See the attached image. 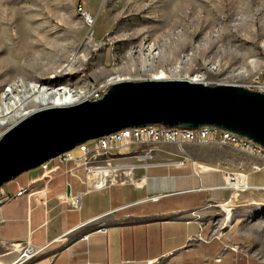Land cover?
I'll return each instance as SVG.
<instances>
[{
	"label": "rangeland",
	"instance_id": "obj_1",
	"mask_svg": "<svg viewBox=\"0 0 264 264\" xmlns=\"http://www.w3.org/2000/svg\"><path fill=\"white\" fill-rule=\"evenodd\" d=\"M183 5L192 16L197 11L202 18L208 15V23L199 18L191 37L192 48L199 51L194 55V69L170 76H198L208 85L235 84L250 89L257 78L264 80V0H0V120L4 122L0 136L24 115L51 106L55 97L66 92L80 101L90 100L96 92L104 95L114 79L140 81L151 79L162 67L167 70L166 61L158 66L157 60L162 58L157 55L166 40V24L176 18L172 11ZM193 52L182 53V60ZM42 89H49L45 103L41 98L35 101L44 93ZM202 146L207 143H159L149 162H159L162 165L155 169L165 170L172 163L185 161L188 147ZM70 153L80 154L79 146ZM124 161L141 162L126 156ZM193 162L198 170V165L205 166ZM255 164L261 160L253 163L252 169ZM223 169L226 183L227 178L241 176L237 167ZM147 170L154 167L108 177V187L91 190L83 197V213L96 209L104 195H140L135 187ZM25 173L28 171L9 182ZM63 179L77 184V190L85 189L71 176ZM241 184L234 187L227 183L224 199L207 205L203 218L210 222L214 235L223 237L228 232L233 244L241 243L264 257V188H250L243 179ZM62 192L54 183L47 196L37 197L36 205L56 210L59 203L51 197ZM56 200L61 203L58 196ZM227 209L232 210L229 219ZM79 214L71 212V220H77Z\"/></svg>",
	"mask_w": 264,
	"mask_h": 264
},
{
	"label": "crops",
	"instance_id": "obj_2",
	"mask_svg": "<svg viewBox=\"0 0 264 264\" xmlns=\"http://www.w3.org/2000/svg\"><path fill=\"white\" fill-rule=\"evenodd\" d=\"M184 158L185 164L147 170L135 187L140 195H104L98 207L86 213L83 199L81 210L66 209L62 203L65 183L59 175L55 187H62V195L51 197L59 203L56 210L37 206V199L29 195L3 202L0 263L11 264L17 258L13 242L31 239L41 252L27 264H148L150 260L157 264H264V257L241 243L233 244L228 232L223 237L214 235L210 222L203 218L207 205L226 196L224 167H237L241 171L237 179H243L250 188H264V170L251 168L261 159L246 149L216 141L205 148L188 147ZM192 159L205 165L202 170L190 163ZM39 172L33 169L3 185L5 193L16 194L19 186L29 185ZM40 195L47 196L48 191ZM71 212H80L77 220H71ZM90 221L104 222L107 231H99L97 225L92 228ZM62 235L67 239L63 244L57 240ZM218 256L220 261L216 260Z\"/></svg>",
	"mask_w": 264,
	"mask_h": 264
},
{
	"label": "water",
	"instance_id": "obj_3",
	"mask_svg": "<svg viewBox=\"0 0 264 264\" xmlns=\"http://www.w3.org/2000/svg\"><path fill=\"white\" fill-rule=\"evenodd\" d=\"M149 125L216 127L264 147V92L183 79L115 82L98 100L40 109L5 130L0 186L83 143Z\"/></svg>",
	"mask_w": 264,
	"mask_h": 264
},
{
	"label": "built area",
	"instance_id": "obj_4",
	"mask_svg": "<svg viewBox=\"0 0 264 264\" xmlns=\"http://www.w3.org/2000/svg\"><path fill=\"white\" fill-rule=\"evenodd\" d=\"M85 15L89 23H93L92 16L86 12ZM251 86L254 90L264 92V80L260 78H257ZM102 97V93L96 92L91 96L90 100L94 101ZM212 141H216L222 145H235L250 151L261 159V164L253 165V170H264V147L233 132L210 126L188 129L149 125L126 128L96 138L79 145V155L74 156L69 151L44 162L35 168L40 170L38 176L30 180L29 185L19 186L16 194H6L3 185L0 186V204L21 195L34 196L37 199L41 193L51 189L58 176L57 174L60 173L62 176L68 175L75 178L76 182H79V185L85 186L84 190H77L75 184L73 185L71 182L64 184L63 195L66 196L63 202L66 209L69 211H79L82 208L83 196L91 190H101L108 187V177L117 176L119 174L118 172L128 175L132 171L143 167L148 169L162 165L159 162H149V160L154 158V147L157 144L174 143L182 146L186 144H205ZM120 148L131 149L127 153L116 152V149ZM125 156L136 158L141 162L135 164L127 163V161H124ZM115 160L119 161L115 163ZM185 162L178 163L185 164ZM193 163L195 164V162ZM198 168L202 170V165H198ZM112 183L113 180L110 184ZM68 187L70 189L69 194L67 192ZM84 224L86 223L81 225ZM97 229L102 232L107 231L104 222L97 224ZM63 237L64 235L57 238L58 241H62V244L67 240L65 238L63 239ZM11 247L18 253L17 258L11 264L30 263L41 252V249L36 247L31 239L26 242H13ZM216 260L220 261L221 256H218ZM148 264H157V261L150 260Z\"/></svg>",
	"mask_w": 264,
	"mask_h": 264
},
{
	"label": "bare ground",
	"instance_id": "obj_5",
	"mask_svg": "<svg viewBox=\"0 0 264 264\" xmlns=\"http://www.w3.org/2000/svg\"><path fill=\"white\" fill-rule=\"evenodd\" d=\"M184 6L185 5L181 6V8L179 6V8H176L172 11V12H174L173 15L176 16L175 19H177V20L173 19L172 22H168V23L166 20H163V22L167 23L166 25L168 26V31H167L168 33L166 32V34H165L166 40L164 41V43L162 45L163 47H162L161 53H158V55H157V56H159V58H162V59L157 60V63H158V66L162 67V66H164V64L162 62L166 61V65H167L168 69L166 70L162 67L161 70L157 71V73L152 75L151 79H153V80L175 79V77H172L170 75L175 74L177 72H181L182 70L192 71L194 69L193 65H192V63L194 61V55H195V53L199 54V51H198L197 47L192 48L191 37L194 34V32L197 31L198 27H197L196 22L199 21V18L201 21L205 20L206 23H208V19L206 18L208 15H206L205 18L204 17L202 18L200 16L199 12L197 11L198 14L196 16H192L191 15L192 11L190 9L184 7ZM177 28H180L181 30L177 33L173 32ZM6 35H7V37H9L10 36L9 32H7ZM13 41H14V39H13ZM189 49L194 50V52L191 54L190 58H184L187 60L183 61L181 54L184 53L185 51L189 50ZM128 79L129 78L114 79L109 84L112 85L115 82L125 81ZM179 79L189 80L192 82H200V78L198 76H195V77L185 76V77H182ZM42 90H44V93L41 94V97L35 98V101H37V100H39V98H41L42 102L45 103L46 100L49 98V94H48L49 89H42ZM83 100H86V99H83ZM78 102H81V101L77 97L73 96V94L67 95V92H66L62 96L55 97L51 102V106L43 107L40 109L49 108V107H56V106L73 105V104H76ZM40 109H37L35 111H38ZM35 111H33V112H35ZM33 112H31V113H33ZM31 113H29V114H31ZM29 114L24 115L22 118H24L25 116H28ZM3 123H4L3 120H0V124H3ZM239 176L240 175H237V176L231 177V178H227V183L229 184V186L239 187L240 185H242L241 184L242 181L237 179V177H239ZM227 212H228V218H230L232 216V210L227 209Z\"/></svg>",
	"mask_w": 264,
	"mask_h": 264
}]
</instances>
